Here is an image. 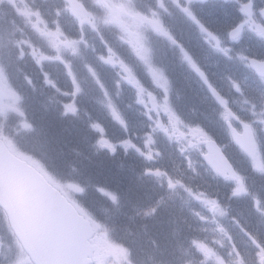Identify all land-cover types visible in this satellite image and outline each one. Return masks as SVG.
<instances>
[{"label":"bare ground","instance_id":"1","mask_svg":"<svg viewBox=\"0 0 264 264\" xmlns=\"http://www.w3.org/2000/svg\"><path fill=\"white\" fill-rule=\"evenodd\" d=\"M24 1L25 0H17L16 3L22 5V2L24 3ZM52 1H55V2L57 1L61 4H63L66 1L67 4L65 6L63 5L61 9L62 11L61 13H56L55 7L51 4H48L47 6L46 4H43V8L38 9L39 11L37 12L41 14L42 16H45V15L49 16V22L53 26L51 29L52 32L57 31L58 33L60 32V30H62L61 26L59 25L60 23L58 21L59 17L65 20L67 24L68 20H70L72 17L71 13L78 11L80 8L90 7L89 1L87 0H52ZM61 4H59V6H61ZM8 6L11 8L10 9L0 8V31H2L4 34L1 37L8 39L7 44H4L3 47L0 49V51L2 50L3 52L1 53L0 58L4 59L5 63L3 62L2 63L4 64L6 68L13 70L16 68V66H19L23 62L22 60L24 58V55L21 52V50H19L17 47L14 46L15 43H13V40L17 39L16 33L14 31V29L16 28V25H14L13 27H10L9 26L11 23L10 21L14 20L15 18L19 26L20 24H23V26H25V30L34 31L36 26L34 25L32 20L37 21L39 19L34 16L33 17L32 16L31 17L18 16L20 14V8L17 7L12 11V6L10 4ZM99 9H100L99 7L94 8L93 6L90 9V11L93 12L94 10H99ZM1 10L4 12V14ZM24 18L28 20L24 22ZM77 24L79 28L84 27V24L82 22H79ZM36 30L43 31V29L41 28L40 29L36 28ZM259 55L260 53L258 51L255 52L256 58L259 57ZM229 59L232 60L233 58L227 55H223V54H214L213 57H207V59L205 60V63L207 64L206 65L207 68L210 69L214 74H218L219 76H221L220 77L221 84L231 83L234 86L240 87L239 84H242V83L245 84L246 79L243 75L242 70L239 69L237 64L230 61ZM59 70L64 72L63 68H60ZM225 74H227V76H225ZM63 75L64 74L60 71L54 74L56 79H58L59 77L63 78L62 77ZM260 85H262V88L264 89V77L262 78ZM208 86L209 84L207 83L200 84L199 81L195 79L189 83V87H185V89L182 91V94L190 93L194 90H197V92H202ZM20 87L25 88L24 90L27 93H29L30 98L32 100H35L34 101L35 106H38L39 109H42L45 107L44 105H42V103L45 104L46 99L43 97L37 98L38 94L37 92L33 90V88H31V86L26 87L24 83H20ZM211 89L215 90V88H211ZM186 99L189 103L194 104L192 108L193 109L195 108V110H198V112L200 113V115H202L204 119L206 118L209 119V117L212 116L211 113L216 112V109H213L212 106H210L211 108L205 107L204 104L202 103L204 99L198 100V97H196V95L189 96ZM84 113L86 115V120L89 124H94L95 122H97L99 123L98 126H100L103 129H107L108 126H112L116 132L122 133L123 131V129L117 126L116 123H114L108 116L101 114L97 109L93 108V106L86 108L84 110ZM247 119L253 122L255 120V116L251 113L247 116ZM53 132L55 131L53 130ZM71 138H72V142L76 145L77 150L78 151L80 150V152L82 153L83 149L80 143L81 138H79V132L74 129L71 130ZM53 140L56 142H60L59 136L57 134L54 135ZM48 147L50 148L53 146L50 145ZM48 153L52 157V160L58 165L63 164L64 161H69V157L67 156V154L64 153L63 150L61 151V150L49 149ZM87 153L90 154L88 151ZM247 160L248 159L244 157L242 154H239V153L236 154L234 161L231 165V169L229 170L232 177H236L237 179L243 180V181L246 180L247 178L246 176L248 172L251 171L250 166L248 165L245 166V164H247ZM74 163L75 161H73L72 159V161L68 164H71L72 166H74ZM84 167L85 168L87 167L91 170L90 165L86 162L84 163ZM87 168L85 169V172L87 171ZM210 169H213V167H211ZM182 170L184 173L189 174V171H190L189 169L187 170L185 168H182ZM74 172L81 175L83 178H86L85 173L82 172L81 170L75 169ZM135 178H137V175H134L132 178L127 179L126 182L128 184H122V186H128L133 189H138L141 193L145 192L146 195L144 196L141 203L147 204L146 209H153L157 204V198L155 196V192L151 190V189H154L153 184L149 180L142 179L141 175H139L138 178H140L139 179L140 182L136 185ZM141 184H142V187L140 188ZM146 187L147 189H145ZM217 188L218 187L215 188L216 194L218 193ZM141 189L142 190L145 189L144 192ZM219 189L222 190V191L219 190V193L222 194L223 196L225 195V193L228 192V190L224 187L222 183L219 185ZM234 223H238L242 226L247 227L256 236L262 235L261 222L256 221L255 219H251V217L249 216L248 217L244 215L238 216L234 220ZM161 226L163 227V229L161 232L160 245L157 246L156 248L157 249L155 252L156 256L161 259H164L168 263L178 264L182 257V253L186 250L185 247L188 246V244L185 243L184 241L190 240L192 236L196 237V234L193 231L186 230L185 227L183 226L176 225L175 222L171 220H168L166 222L163 221L161 223ZM178 231L180 232L177 233Z\"/></svg>","mask_w":264,"mask_h":264},{"label":"water","instance_id":"2","mask_svg":"<svg viewBox=\"0 0 264 264\" xmlns=\"http://www.w3.org/2000/svg\"><path fill=\"white\" fill-rule=\"evenodd\" d=\"M0 205L36 264L87 263L89 223L1 141Z\"/></svg>","mask_w":264,"mask_h":264},{"label":"rangeland","instance_id":"3","mask_svg":"<svg viewBox=\"0 0 264 264\" xmlns=\"http://www.w3.org/2000/svg\"><path fill=\"white\" fill-rule=\"evenodd\" d=\"M7 3H5V2ZM0 0V8H3V9H10L11 7H9L8 5L10 4L11 6L13 5H16V7H19L20 8V16L21 17H35L37 16L36 13L37 11H39L38 9H42L43 8V4H46V6L48 4H51L55 7L56 9V13H61V9L63 7V5L65 6L67 4V2L65 1L63 4L59 3V2H55V1H52V0H25L24 3L22 2V5L20 4H17V0ZM98 0H96L97 2ZM105 2V0H100V2ZM16 3V4H15ZM59 4H61V6H59ZM2 11V10H1ZM12 11H13V8H12ZM3 12V11H2ZM4 14V12H3ZM113 15V14H112ZM39 17V16H37ZM26 18H24V22H26ZM58 21L61 22V17L58 18ZM10 27H13L14 25H16V22L14 20H11L10 21ZM260 28V26H259ZM263 29V28H261ZM15 33L17 35H21V31L19 29V27H16L14 29ZM48 32V31H47ZM51 33V36L50 37H47L50 39V43H52V48L55 49V53L51 56V60H49L47 63L49 66H52V65H60V61L61 59L58 58L57 56V53L58 51H60V48L61 49V56L63 54V57H65V53L69 52L73 54V50L75 49V47L72 45V46H69L68 48L66 47H60V37L54 35L52 32ZM57 34V31L55 32ZM3 32L0 31V49L3 47L4 44H7L8 42V39L7 38H3L1 36H3ZM54 36V37H52ZM22 37V36H20ZM15 41V42H14ZM22 41L19 39H16V40H13V43L15 47H22ZM59 48V50H57ZM57 50V51H56ZM1 53L2 50H1ZM23 62L21 64H24V62L26 61L25 58L22 60ZM41 65H44V66H47L45 61L42 62ZM17 72L18 69H17ZM66 77L68 78V80L70 81V84L72 83L73 86L76 88V91L77 92H82L80 89H81V85L75 83L73 80H72V76L71 74L70 75H66ZM4 83L3 86L0 85V138H6V136L4 135L5 131H6V134L8 133H11L14 131V134H16L17 131H19L22 127L21 123L19 122L21 120L20 116H21V111L22 110H19L15 107L14 103L10 100V101H5L3 100L4 97L3 96H9L10 98H14V94L17 95L15 92H13L12 88L10 87V85L8 84L7 82V77H5L3 74H0V83ZM6 84V85H5ZM61 83H59L60 85ZM57 85V86H59ZM51 87V86H54L52 83H48L47 87ZM7 89L9 90V92L12 94H10ZM94 90H95V86H94ZM100 91H103L104 93L108 91V89L105 87H101L100 86ZM85 91V90H83ZM59 95L61 96H68L66 93L62 92L60 90V92H58ZM87 94V93H86ZM3 97V98H2ZM111 97V101L114 100L113 98V93L111 91H108L107 93V97L106 98H110ZM16 99V97H15ZM246 100H250L248 97L246 98ZM53 102V100H52ZM32 106L35 107V110H37L38 106H35L34 104V101L31 103ZM11 108V109H10ZM151 109H154L155 110V107L152 106V104L149 105V107L147 108L148 111H150ZM15 110L17 112V120H13L12 116L14 115L13 113H15ZM153 112V111H152ZM136 112H133V114L135 115ZM230 115V114H229ZM157 116V115H156ZM226 116L228 117V115L226 114ZM149 118L152 117L151 113L148 115ZM224 120H226L227 122H231V120L228 118H223ZM236 122L238 120L234 119ZM160 119L158 118V116L156 117L154 123H156L157 126H159L161 123H160ZM37 133H36V136L39 137L40 136V132L41 131H44V130H47L49 131L50 128H51V124H50V121H46L44 118L42 119H39L38 122H37ZM259 130H261L262 132H258L260 136H264V125L259 127ZM23 131V130H22ZM179 128H178V123L176 122H171V129H167L166 128V131H165V134H166V148H170L171 150H178V151H185V154H184V159L189 162V166H188V169H191V167L193 165H198L199 167H202L203 168V172L204 171V167L199 164L197 161H196V156H195V152L191 149V146L188 145V142L186 144V146H181L179 145L180 144V139H179ZM192 134L198 136V134L196 132H193ZM8 141H10L8 138H6ZM86 141L85 139L83 140V142ZM190 144V142H189ZM52 145L53 147H48ZM108 146L107 144H105V148L108 149ZM125 147H127V144L124 145ZM160 148L164 147L162 145H159ZM49 149H55V150H61L62 149V143L61 141L60 142H56L54 140H50L48 141L46 144H45V147H44V150L43 151H46L48 152ZM48 150V151H47ZM176 150V151H177ZM62 151V150H61ZM135 151V150H134ZM155 151V150H153ZM136 152V151H135ZM121 153H124V154H130V152L125 148L124 151H121L119 152V154ZM137 156L140 155L142 156L144 153H141V152H136L135 153ZM132 155V154H131ZM171 155L174 156V154L172 153ZM134 156V155H132ZM146 156L148 158L149 161L151 162H155V164H159V161L161 159V157L159 156L158 153H155V152H152L151 150L146 153ZM248 161V160H247ZM251 165H253V167H255L256 169L257 168H262V165H261V160H260V157L256 158V160H254L253 162H251ZM159 168V167H158ZM195 172L198 170L196 168H194ZM157 176H158V180L160 181H166L169 188H172V184L170 183H173L175 186V189H172L170 191H173L174 192V196H170V199L171 200H176L178 198H176V196L180 197V191H179V187L182 185V183H184L185 181H182V179L179 181L178 178L176 179V181H174L173 179V176H171L170 172L169 171H166V174H164L163 172H159L157 171V173H155ZM208 178V177H207ZM230 186L232 187H235V186H239V183H234V184H230ZM202 204H203V207H202V210L198 211V212H194L195 214L193 216L196 217V219L198 221H201V224L200 227L197 229L198 232H195L196 234V237H195V242L197 247H199L200 249H203L204 253L207 255L208 253L206 252H210L211 249H214L215 247L217 246H226L229 242V234L227 232V230L224 228H222V225L219 223V219H216L214 216L211 215V209L209 208L208 206V203L206 202V206H207V210L205 209V206H204V200H201ZM197 207L200 209V207L197 205ZM97 229V228H96ZM98 230V229H97ZM146 233L147 235H149L150 237H156V232L154 229L152 228H147L146 229ZM106 240H104V236L99 233L98 237H97V243L100 245H102L101 249L103 251L102 253V259H101V263L102 264H109L108 260H109V257L111 258V262L113 260H117V262L119 264H123L122 262L118 261V259L116 257L119 256V254H114V252L112 251V248L111 247H108L107 246V243L105 242ZM10 244H8V239L6 237V235L4 233H0V264H28V261H27V256L26 255H23L22 253H20L21 256H18V257H13L12 255L9 254V251H10ZM109 250V251H108ZM187 251L189 253L190 250L187 249ZM199 257L200 258H204V255H201L199 254ZM151 262H149L150 264H164L162 262H157V260H150ZM110 262V263H111ZM125 263H128V261H124ZM145 263V262H144ZM148 263V264H149ZM182 264V263H181Z\"/></svg>","mask_w":264,"mask_h":264},{"label":"trees","instance_id":"4","mask_svg":"<svg viewBox=\"0 0 264 264\" xmlns=\"http://www.w3.org/2000/svg\"><path fill=\"white\" fill-rule=\"evenodd\" d=\"M107 114V113H106ZM51 129L50 131H52V139L54 137V135H58L60 141L63 140V138L66 136V134L69 132L68 128L62 124L61 121H56L53 120L51 123ZM53 130L55 132H53ZM51 139V137H50ZM82 141V139L80 140ZM64 146V145H62ZM76 145L73 143L72 147H75ZM63 151H65L64 149H61ZM86 162L90 165V168H87V170L89 172H91V174L94 177H97L100 173H102L100 176L101 179L105 178L106 181L111 182V184H116L117 186L120 187V189H122L123 191H126V193L131 196L133 198V194L136 193L135 197L138 198L139 201H142L144 198V193H139L136 192L138 189H133L131 187L128 186H122V184H128L126 182L127 179L132 178L134 175H132V172H128L127 170H119V166L117 168H115L114 164L110 162ZM101 163L103 165H101ZM84 167V164L82 165V169H86ZM99 173V174H98ZM102 176V177H101ZM136 181V179H135ZM139 182L136 181L135 184L137 185ZM142 187V184L140 185V188ZM256 192L255 195H258L259 193H262V190L260 189L259 186H256ZM220 191H222L220 189ZM231 193L228 191L227 193H225V195L223 196L222 194H220V197H218L219 199H215L218 203L216 209H218V212H220V215L223 217H226V222L229 224H235L234 220L241 215L244 216H249L251 217V219H255L256 221H260L261 222V228H262V235L260 236H256L253 232H251L247 227L242 226L240 224L239 228H238V232H239V236H241L243 238V240H245L247 243L250 242V240H255V239H259L262 240L264 238V214H261L260 212H256L254 211L252 205H251V201H246L244 198L246 197L245 193H241V194H235V196L230 195ZM242 198V199H239ZM140 206L142 204H139ZM142 208V207H141ZM162 214H164V220H157L155 223H152V227L154 228L155 232H160L158 235H161L162 229L163 227L161 226V223L163 221H174V216L173 214L168 210V208H164L162 211ZM230 212V214H228ZM157 235V236H158ZM153 238V237H151ZM162 241V240H161ZM260 246V247H259ZM254 247V246H253ZM244 250V249H243ZM248 253L251 251V256L252 258L248 260V264H264V241L263 243L260 242V244H258V246H255L254 248H252V250L247 249ZM243 252V251H242ZM243 256H244V252H243ZM200 264V263H199ZM203 264V263H201ZM207 264H212V262H208Z\"/></svg>","mask_w":264,"mask_h":264},{"label":"snow or ice","instance_id":"5","mask_svg":"<svg viewBox=\"0 0 264 264\" xmlns=\"http://www.w3.org/2000/svg\"><path fill=\"white\" fill-rule=\"evenodd\" d=\"M152 23L154 24V26L157 28L158 31L163 32V29L160 27L158 22L153 21ZM164 34L167 35V33H164ZM256 67H257V70L260 72L261 76H264V65H258Z\"/></svg>","mask_w":264,"mask_h":264},{"label":"clouds","instance_id":"6","mask_svg":"<svg viewBox=\"0 0 264 264\" xmlns=\"http://www.w3.org/2000/svg\"><path fill=\"white\" fill-rule=\"evenodd\" d=\"M176 39H177L178 41H180L181 43H185V42L182 40V38H181L180 35H177V36H176ZM185 47H188L187 43H185ZM169 55L171 56V54H169ZM161 71L163 72V69H161ZM167 99H168V97H167V93H165V97H164V102H165V103H167Z\"/></svg>","mask_w":264,"mask_h":264}]
</instances>
